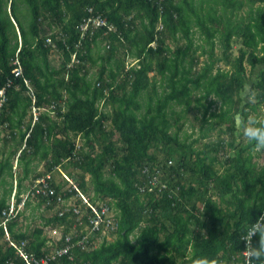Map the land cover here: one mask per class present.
<instances>
[{
  "label": "trees",
  "instance_id": "1",
  "mask_svg": "<svg viewBox=\"0 0 264 264\" xmlns=\"http://www.w3.org/2000/svg\"><path fill=\"white\" fill-rule=\"evenodd\" d=\"M245 5L249 10L240 20L237 13ZM92 16L106 23L83 32L84 20ZM235 37L240 48L231 58ZM198 52L208 62L194 73ZM55 54L59 66L51 63ZM224 60L229 68L217 66ZM97 64L92 78L90 68ZM248 67L251 73L260 68L256 78H248ZM250 81L257 109L264 105V0H0V126L7 132L0 182L8 187L0 216L14 189L17 162L18 202L30 179L29 189L50 176L56 190L40 196L37 206L52 212L45 226H65L55 250L68 245V237L72 247L50 264H191L198 255L247 264L237 251L247 247L238 230L264 215V164L254 163L253 142H238L233 113L248 115L240 91ZM212 97L221 102L218 112ZM33 107L40 112L35 122ZM192 108L202 111L201 121L210 129L226 125L231 155L218 150L212 155L213 148L181 139V120ZM41 163L45 170L39 172ZM66 165L74 168L75 187L51 176ZM153 175L157 185L150 183ZM58 194L78 202L87 195L92 203L111 206L119 221L116 237L103 236L95 245L98 232H81L72 211L53 210ZM19 218L8 224L11 238L27 240L38 258L49 254L44 229L35 228L33 238L16 232ZM86 234L88 248L79 243ZM5 237L2 227L0 244ZM254 242L259 245L258 234ZM9 260L25 264L14 247L0 246V264Z\"/></svg>",
  "mask_w": 264,
  "mask_h": 264
},
{
  "label": "rangeland",
  "instance_id": "2",
  "mask_svg": "<svg viewBox=\"0 0 264 264\" xmlns=\"http://www.w3.org/2000/svg\"><path fill=\"white\" fill-rule=\"evenodd\" d=\"M248 10H249L248 5H245V7L237 13V17L240 20L242 18L246 17ZM198 36H199V33L196 35V40H198L197 42H200L198 39ZM221 39H222V36H219V39L217 40V43H216L217 44L216 45V52L219 55H221V50H222ZM238 41H239L238 37H235L233 40V50L231 52V58H234L235 56L238 55V51L240 48V46L238 45ZM180 44L182 45L183 41ZM172 47L175 48L176 45L173 44ZM197 57H198L199 64L194 67V70H193L194 73L200 72L201 69L203 68L204 64H206L208 62V56L202 55L201 52H198ZM129 62H133V60L129 59ZM51 63L53 66H59L61 63L60 56L58 54H55L54 56H52L51 57ZM217 66H220L221 68H229V65H227L225 60L217 63ZM99 68H100L99 64L95 65L92 69L90 68V76L92 78L96 77L97 73L99 72ZM259 71H260V68H258L256 72L254 71V73H251V70L248 67V74H247L248 78L249 79H250V77L256 78ZM249 83L252 84V81H250ZM213 99L216 101L215 105L213 106V111L218 112L221 109V102L215 98H213ZM256 102H257L256 99H254L250 102L244 101L242 104V108L245 109L248 114L259 115V116L264 117V105L257 107V109H254L252 107V106H255ZM248 105H251V106L247 107ZM175 107H176V111H181V109H182L179 106H175ZM104 109H105V112H107L109 115L112 114V109L110 107L109 108L107 107ZM202 118H203L202 111H198L195 108H192L191 111L186 113L185 116L183 117V119L181 120V123H180V124H184L182 127L183 130L181 131V135H180L181 139L184 140L187 144H191L192 142H195L194 147H197L199 149L213 148L212 155L216 154V150H218V153L221 155L222 154H224V156L231 155L232 152L229 151V146L227 145V142L231 141V134L228 132V129H225L226 125H224L223 130H221L220 128H217V127L210 129L209 124L202 123V121H201ZM174 121H175V116H174V119H172L173 123H174ZM176 130H177V126L174 127L173 131H176ZM4 133L7 134V132L3 131L2 127L0 126V149H2V147H3L2 142H3V138H4ZM235 136H236L238 142H241L244 145H248V143L250 142L247 140L246 137H244L242 129H240V128L237 129ZM77 142H78V144H81L82 140H77ZM219 142H224L225 143L224 146L226 148L221 149V145L219 144ZM254 156H255L254 160H253L254 163L258 167H261L264 164V147L256 148L254 150ZM15 165H16V163H15ZM218 167H220V165H218ZM223 169H224V167H221V170H223ZM37 170L39 172L44 171L45 170L44 164L41 163L40 165H38ZM15 172H16V174L14 175V179L12 180L14 183V189H13L11 196H9V198L7 197L8 202L11 201L14 191L17 189L16 188V186H17L16 178H17V174L19 175V172L21 173V168L15 166ZM70 174H75L74 168L72 166L66 165V166L60 167L58 170H56L54 172V174H51V176L54 175L52 177H54V179L58 183H60V182L63 183L66 180H68L69 183H71L72 179L70 177ZM8 181H11V180L9 179L8 176H6V182H8ZM31 181H32V179L24 182V184H25L24 193H26L27 190L29 189V186L31 185ZM188 184H190V185L195 184V182L191 183L188 181ZM7 188L8 187L6 184L3 185L0 182V198H2L6 193H8ZM90 193L92 194L93 191ZM213 196H214V200H217L218 202H220L218 195L213 194ZM28 203H30V205L29 206L27 205L26 208L23 210V212L20 215L19 225L15 229L16 232H19V233L20 232H23V233L28 232V234L31 235V234H33L35 228L42 227L44 229V236H46L49 239L48 247L50 249V252L54 251L56 249V245H55V244H57L56 242H58L59 239L62 238V236H63V230H64L65 226L64 225L45 226V218L51 217L52 212L46 211V210H41V207L37 206L38 201H36L34 199L28 201ZM198 206L201 208L203 207V205L201 203H198ZM115 237H116V235H110L106 239H108V241L109 240L111 241ZM32 238H33V236H32ZM103 239H104V237H101V236L96 237L95 245H99L103 241ZM133 241H136V237H133ZM0 246L3 249L4 248L7 249L8 246H10L6 237L2 238Z\"/></svg>",
  "mask_w": 264,
  "mask_h": 264
},
{
  "label": "built area",
  "instance_id": "3",
  "mask_svg": "<svg viewBox=\"0 0 264 264\" xmlns=\"http://www.w3.org/2000/svg\"><path fill=\"white\" fill-rule=\"evenodd\" d=\"M105 23L106 22L100 16H92L84 20L83 25L81 26V30L85 32L90 28V26L99 27L104 25ZM75 61H77L76 53L72 57V64H74ZM20 73L21 72L18 70L16 75L19 76ZM27 84L29 85V82H27ZM1 94L4 95V91H1ZM30 94L35 97L32 90L30 91ZM33 111L34 119L36 120L38 119L40 112L36 108H34ZM168 164L172 165L173 161L170 160ZM145 172H147V170H145ZM48 178L50 179V176L35 180L31 188L28 189L26 193L21 194L22 200L20 202H18L17 199L16 189L12 195L11 201L8 202L7 207L2 211V214L0 216V228L3 227L6 230L7 241L9 242L10 246L14 247L17 250L18 256L22 258L25 264H50L51 260L55 259L57 256L67 254L72 247L71 238L68 237L66 239L68 245L61 249L52 251L49 254H45L41 258H38L35 253L29 251L27 240H22L20 242L14 241L11 238L10 233L7 231L8 224L21 215L28 201L32 199L38 200L40 196L50 197L56 194V190L51 186L50 182H48ZM150 183L157 185L159 183L158 176L153 175L152 179H150ZM70 185H73L75 187L76 184L71 181ZM68 186L69 184L62 188L63 193L67 190ZM162 187L163 189L166 188L165 184H162ZM149 190L152 191V187H150ZM145 191L146 188L141 186V192ZM48 204H51V202H48ZM53 210H60L61 215H63L65 212L72 211L73 213L70 217L77 218L76 226L78 228L80 226L83 227L81 232L83 230H88L90 233L91 231L98 232L99 234L97 235L101 237H108L110 235H115L119 228L117 214L114 212L111 206L99 200L96 203H92L90 197H88L87 195H81V201L78 202V198L76 196L67 198L63 194H58ZM76 226H74L75 234H77V232L79 231ZM88 238L89 234H86L82 237V239H80L81 241L79 243L81 244L82 242L84 248H88V245L86 244L88 243ZM244 254L247 264H250V260L247 258V254ZM9 263L14 264V262L11 260H9Z\"/></svg>",
  "mask_w": 264,
  "mask_h": 264
},
{
  "label": "clouds",
  "instance_id": "4",
  "mask_svg": "<svg viewBox=\"0 0 264 264\" xmlns=\"http://www.w3.org/2000/svg\"><path fill=\"white\" fill-rule=\"evenodd\" d=\"M240 95L245 102H250L256 98L257 92L255 87L249 83L244 85V87L240 91ZM34 96L35 97L32 96L33 101L36 99L35 93ZM34 108L36 107H33V109ZM36 120L34 119V122ZM233 123L235 127L242 129L244 137H246L248 141L253 142L257 148L264 147V117L252 114H248L247 116H245L240 112H234ZM15 163V166H17V162ZM238 231L240 233L239 239L242 241H246L247 247L242 251L238 249L237 251L246 253L247 258L250 261L264 262V215H261L256 220H253V218L251 217L250 221ZM257 234L259 235L258 246L254 242V237ZM191 264H231V260L219 256L210 257L208 255H198L194 257V259L191 261Z\"/></svg>",
  "mask_w": 264,
  "mask_h": 264
},
{
  "label": "crops",
  "instance_id": "5",
  "mask_svg": "<svg viewBox=\"0 0 264 264\" xmlns=\"http://www.w3.org/2000/svg\"><path fill=\"white\" fill-rule=\"evenodd\" d=\"M41 210H43V208H41Z\"/></svg>",
  "mask_w": 264,
  "mask_h": 264
}]
</instances>
